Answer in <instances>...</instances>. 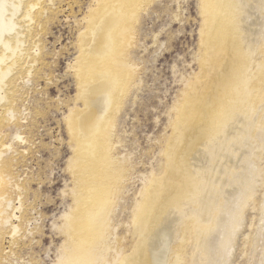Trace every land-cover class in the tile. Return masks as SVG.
Returning <instances> with one entry per match:
<instances>
[{"label": "bare ground", "instance_id": "bare-ground-1", "mask_svg": "<svg viewBox=\"0 0 264 264\" xmlns=\"http://www.w3.org/2000/svg\"><path fill=\"white\" fill-rule=\"evenodd\" d=\"M50 1L54 6L55 0ZM201 1L200 77L187 85L183 100L174 107L176 118L161 150L165 161L158 167L160 174L153 170L146 175L128 221L120 223L116 211L124 182L136 168L128 157L114 156L112 133L137 74L129 57L135 25L151 0H95L96 6L83 18L86 24L79 31L78 54L71 65L77 78L75 106L65 121L75 184L70 189L73 202L60 216L62 224L52 225L63 237L56 264H230L250 202L264 221V190L254 201L262 173L258 163L264 157V48L254 47L251 38L261 31L250 27L259 25L257 19L247 21L257 15V6L251 0ZM42 2L0 0V264H5V235L15 252L22 236L36 232H22L24 223L31 221L22 200L26 187L12 184L14 159L7 157L13 140L23 142L24 136L18 129L12 142L4 143L2 130L21 120L14 105L18 80L40 72L37 67L44 64L34 40L35 26L49 18V10L58 9ZM262 40L264 45V35ZM252 156L257 164L252 166L253 178ZM8 185L18 190V202ZM257 234L254 238L260 237Z\"/></svg>", "mask_w": 264, "mask_h": 264}, {"label": "rangeland", "instance_id": "rangeland-1", "mask_svg": "<svg viewBox=\"0 0 264 264\" xmlns=\"http://www.w3.org/2000/svg\"><path fill=\"white\" fill-rule=\"evenodd\" d=\"M259 1L257 3L251 0V3L257 6L253 11L257 15L251 14L247 21H256V19L258 21L259 25L252 24L250 27L261 31L258 34L253 33L251 38L254 47L258 46L261 50L264 48L262 45L264 9L258 7L264 6V0H261L263 5ZM42 3L46 8L58 9L55 10L56 12L48 9L49 18L35 26L34 40L39 44L44 59V64L41 66L40 63L37 68H41L42 71L33 72L31 75L28 74L29 77L26 75L24 80H18L19 97H16L14 105L18 106L17 117L21 120L10 122L9 126L4 127L5 131L2 130L4 143L12 142L18 129L24 136L23 142L13 140L16 150L8 151L7 157L11 156L14 160L16 158V162L13 160V172L11 171L15 176L12 184L17 181L16 183L22 187L24 185L23 188L26 187L22 191V194L24 193L22 200L31 225L25 222L22 232L28 234L31 228L36 232L33 236H22L21 241H18L20 247H17L15 252L10 247V236L5 235V261H3L5 264H56L63 237H60L59 230L52 225L62 224L60 216L73 202L70 189L74 187L75 180L68 166L69 159L73 156V146L65 122L66 116L75 106L77 94V78L74 75L75 69H72L71 65L74 64L78 54L79 31L86 24L83 18L89 14L90 7L96 6V2L95 0H55L54 6L50 0H43ZM148 4L143 6L139 13L133 45L129 50L132 63L137 65V74L134 83L129 84L126 95L129 97L125 96V101L123 100L112 133L113 143L115 142L112 148L114 156L120 159L128 157L127 159H130L136 168L130 178L128 177L129 180L124 182L126 189L116 211V222L119 223L128 221L131 207L138 197L146 175L149 176L153 170L158 173L157 175L160 174L158 167L161 161L162 163L165 161L161 150L165 146L167 137L172 135L171 122L176 118L174 107L183 100L187 85L193 80L195 82L196 78L200 77L199 72L202 71V64L199 61L204 54L200 33L204 24V15L201 14L202 1L151 0ZM31 42L32 45L33 40ZM256 56L258 61L262 60L260 55L256 54ZM77 104L80 105V102ZM172 117L174 118L170 119ZM257 119L258 115L256 121ZM254 151L256 153V149ZM254 156L250 158L252 162L249 163L252 178L255 176L252 168L257 165L253 162L256 161ZM262 159L258 166L263 174L261 173L259 178L260 186L254 201L262 198L264 190V184L261 183L264 179V159ZM156 173L154 172V176H157ZM8 188L10 196L18 202L16 198L18 190L12 188V185ZM259 212L258 208H253V201L250 202L246 208V221L243 224L245 227L242 226L243 232L236 238L237 248L233 249L235 253L232 252L230 264H249L248 262L257 264L258 260L261 263L264 260V252H261L264 251V233L261 231L264 232V228L259 226L264 221L261 220L262 215ZM258 226L259 229H255ZM119 230L120 235L124 234L125 226L120 227ZM254 233H258L260 237L255 239ZM252 244L260 248L254 250Z\"/></svg>", "mask_w": 264, "mask_h": 264}]
</instances>
